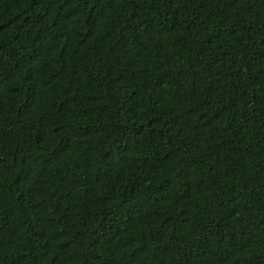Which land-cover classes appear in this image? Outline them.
I'll use <instances>...</instances> for the list:
<instances>
[{
    "label": "trees",
    "instance_id": "1",
    "mask_svg": "<svg viewBox=\"0 0 264 264\" xmlns=\"http://www.w3.org/2000/svg\"><path fill=\"white\" fill-rule=\"evenodd\" d=\"M0 264H264V0H0Z\"/></svg>",
    "mask_w": 264,
    "mask_h": 264
}]
</instances>
